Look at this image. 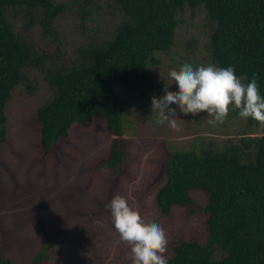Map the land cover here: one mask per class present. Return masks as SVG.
Here are the masks:
<instances>
[{"label": "rangeland", "instance_id": "rangeland-1", "mask_svg": "<svg viewBox=\"0 0 264 264\" xmlns=\"http://www.w3.org/2000/svg\"><path fill=\"white\" fill-rule=\"evenodd\" d=\"M59 2L65 9L55 18L53 32L43 29L38 13L31 16L21 8L9 11L15 30L42 63L24 68L26 80L13 90L6 106L8 138L0 153V254L28 264L49 242L45 264H132L130 247L120 241L106 208L114 195L129 192L145 219L167 230V257L182 240L205 243L208 195L204 191L193 190L194 204L174 205L170 213L156 202L165 182V158L175 149H200L211 142L222 148L244 135L261 136L264 126H250L238 110L231 111L223 123H209L207 113L185 116L173 105L180 125L173 130L167 123H157L152 98L163 96L166 84H172L171 91H179L170 70L189 63L212 64L210 36L215 23L203 6L194 11L187 6L178 14L175 44L168 52L157 53L161 63L151 67L157 89L143 97L120 83L115 85L126 102L123 138L127 150L115 173L103 165L112 136L100 116L85 124L74 123L67 137L49 152L41 151L36 111L53 93L45 78L47 70L71 66L80 47L110 38L124 18L113 0ZM86 8L90 18L82 24ZM216 254L220 256L221 250Z\"/></svg>", "mask_w": 264, "mask_h": 264}, {"label": "trees", "instance_id": "trees-1", "mask_svg": "<svg viewBox=\"0 0 264 264\" xmlns=\"http://www.w3.org/2000/svg\"><path fill=\"white\" fill-rule=\"evenodd\" d=\"M124 18L113 35L78 50L69 67H52L45 78L52 96L38 106L41 151L49 152L69 135L74 123L100 116L112 136L103 165L115 173L127 156L124 145L126 102L115 85L143 97L158 85L151 67L159 65V52L175 44L178 14L188 6H203L215 23L210 36L212 64L235 67L248 82L258 74L264 96V0H113ZM59 0H0V153L8 138L6 106L13 90L26 80L24 68L42 63L32 45L10 20L9 11L21 8L38 13L43 29L64 12ZM82 24L90 18L82 12ZM247 78V79H245ZM250 126H260L251 117ZM164 184L158 189L159 208L170 213L174 205L194 204L199 189L208 195L207 241L182 240L172 249L168 264H264V134L244 135L218 148L213 142L200 149H175L163 163ZM221 250V255L216 252ZM49 242L28 264H45ZM0 264H17L0 254Z\"/></svg>", "mask_w": 264, "mask_h": 264}, {"label": "clouds", "instance_id": "clouds-1", "mask_svg": "<svg viewBox=\"0 0 264 264\" xmlns=\"http://www.w3.org/2000/svg\"><path fill=\"white\" fill-rule=\"evenodd\" d=\"M169 76L179 91H171L172 84H166L163 96H153L152 113H158V124L167 123L171 129H179L178 114L172 107L175 105L185 116L207 113L211 117L209 123H223L231 111L238 110L240 117H251L264 126V96L257 73L244 82L236 75L234 66L189 63L170 70ZM106 208L111 212L120 241L130 247L132 264H168L167 230L160 223L145 219L131 192L114 195Z\"/></svg>", "mask_w": 264, "mask_h": 264}]
</instances>
